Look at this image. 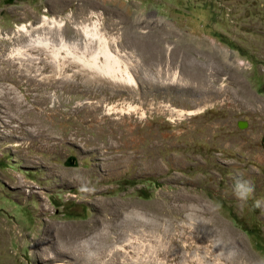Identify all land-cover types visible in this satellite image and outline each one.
Masks as SVG:
<instances>
[{"label": "rangeland", "instance_id": "rangeland-1", "mask_svg": "<svg viewBox=\"0 0 264 264\" xmlns=\"http://www.w3.org/2000/svg\"><path fill=\"white\" fill-rule=\"evenodd\" d=\"M60 260L264 264V0H0V264Z\"/></svg>", "mask_w": 264, "mask_h": 264}, {"label": "bare ground", "instance_id": "bare-ground-1", "mask_svg": "<svg viewBox=\"0 0 264 264\" xmlns=\"http://www.w3.org/2000/svg\"><path fill=\"white\" fill-rule=\"evenodd\" d=\"M21 30H23V31H27V27L26 26H21ZM85 32L86 33H88V35L90 34L91 35V37L93 36V37H98L99 38V36H98V33H97V31L95 30V28H93V29H91V30H88V29H85ZM101 38V37H100ZM103 38V37H102ZM102 41V40H101ZM108 46V45H107ZM111 52V51H110ZM109 51H106V49L104 48L103 49V51H102V54H103V57H104V61L103 62H100L99 60H98V54L99 53H94V54H92L91 55V58L90 59H86V57H83V56H81L80 58H79V61H81V66L82 67H80L81 68V70H83V68L84 67H86V68H88L89 69V71H90V73H92V77L93 78H97V80L98 81H100V80H103L104 78L102 77V76H108V81H110V82H108L109 84L110 83H112V82H114L115 80H117V79H120L122 76H120V77H117L116 75H115V72H121V73H123V71H125V69H123V68H121V66L119 67V62H117V60H116V58L113 56V54H112V52L110 53ZM82 55V54H81ZM111 61H112V63H111ZM82 72V71H81ZM128 73V72H127ZM125 81L127 80V81H130V82H132V80H133V78H132V76L131 75H126L125 76V79H124ZM113 84V83H112ZM111 85V84H110ZM132 86H134V84H132ZM102 225H100L99 226V229L101 230V231H103V233H104V228L103 227H101ZM63 228V227H62ZM51 231V230H50ZM108 231V230H107ZM105 238L104 239H106V236H104ZM114 239V238H113ZM123 242H124V244L125 245H128V247H131V245H132V243H133V241H132V238H130V236H128V235H126L124 238H123V240H122ZM57 242H58V240H57ZM78 242V241H77ZM145 242V244H148V242H146V241H144ZM50 244V243H49ZM136 244V243H135ZM61 245V244H60ZM140 245H142L141 243H140ZM46 246V245H45ZM56 246H57V244H56ZM65 246V245H64ZM63 246V247H64ZM116 246V247H115ZM146 246V245H145ZM144 246V247H145ZM70 247V246H69ZM71 247H73V246H71ZM103 247V246H102ZM111 247H115V248H117V250H121V248H119L120 247V245H116V244H114L113 246L111 245ZM140 247V246H139ZM47 248V247H46ZM64 248H66V246L64 247ZM63 248V249H64ZM125 248V247H124ZM124 248H122V250L123 251H120V252H124V254H125V251H124ZM134 248H135V246H134ZM137 245H136V250H137ZM60 249L61 251H63V252H65V251H67V252H69V253H71L70 251H68L67 249H69V248H67V249ZM73 249H75V248H73ZM78 249V248H77ZM83 249H84V247H83ZM47 250V249H46ZM59 250V251H60ZM81 250V249H80ZM127 250V249H126ZM136 250H134V252L136 251ZM145 249H143V251H144ZM58 251V250H57ZM75 251V250H74ZM74 251H73V253H74ZM67 252H66V254H67ZM76 252V251H75ZM81 252H83V251H80L79 252V255H80V253ZM87 252V251H86ZM113 252H115V251H113ZM141 252V251H140ZM68 253V254H69ZM85 253V252H84ZM138 253V252H137ZM51 254V253H50ZM55 254H57V252L55 253ZM59 254V253H58ZM57 254V255H58ZM65 254V255H66ZM88 254V253H87ZM86 254V255H87ZM113 254V253H112ZM126 254H128V253H126ZM69 255H72L73 257H74V255L75 254H69ZM79 255H75V261H81V259L83 260V258L84 257H81L80 258V256ZM85 255V256H86ZM121 255V254H120ZM137 255V254H136ZM52 256V255H51ZM88 256V255H87ZM123 256V255H122ZM130 256V255H129ZM124 257H126V256H124ZM137 257V256H136ZM139 257V256H138ZM131 258V257H130ZM133 258H135V257H132V259ZM140 258V257H139ZM6 259V258H5ZM87 259H88V257H87ZM51 260V259H50ZM128 260H129V258H128ZM137 260V259H136ZM85 261V260H84ZM87 261H89V260H87ZM124 261V260H123ZM125 261H127V259L125 260ZM140 261V260H139ZM139 261H137V262H135L136 264H138V262ZM131 262H134V261H131ZM9 263V262H8ZM87 263V262H86ZM116 263V262H115ZM120 263V262H119ZM118 263V264H119ZM122 263H124V262H122ZM129 263V262H128ZM53 264H68V263H65L63 260H60V261H56V262H54ZM121 264V263H120ZM139 264H140V262H139Z\"/></svg>", "mask_w": 264, "mask_h": 264}, {"label": "crops", "instance_id": "crops-1", "mask_svg": "<svg viewBox=\"0 0 264 264\" xmlns=\"http://www.w3.org/2000/svg\"><path fill=\"white\" fill-rule=\"evenodd\" d=\"M54 4H45L46 7L48 6H53ZM185 193L182 195L183 200L188 201V195L186 194V197H184ZM175 208H172L171 205H163V203H159L156 201V199H149L148 204L146 203V208L149 209L151 212L155 213V216H165L168 215L171 220H174V224L177 227V232H180V229L183 227V224L186 223V220H195L193 216L191 215H197L200 217L201 221H204L203 227L207 225L208 223L214 219L216 220L215 222L221 224L223 222L222 220H225L223 215H221L216 209L211 210L208 206L202 205V206H197L192 203L186 202V204L183 203H175ZM160 205V207H158ZM214 215V217H213ZM191 222V221H190ZM195 224V221H192L191 224ZM196 225V224H195ZM196 226H200L197 224ZM180 227V228H179ZM207 227L202 235H204L205 238L200 237L201 243H208V245H205V248H208L210 240H208V233H207ZM184 230V229H183ZM158 234H155V236ZM177 235V234H176ZM176 238V237H175ZM203 247V245H201Z\"/></svg>", "mask_w": 264, "mask_h": 264}, {"label": "clouds", "instance_id": "clouds-1", "mask_svg": "<svg viewBox=\"0 0 264 264\" xmlns=\"http://www.w3.org/2000/svg\"><path fill=\"white\" fill-rule=\"evenodd\" d=\"M243 189V190H242ZM252 186L251 184L247 181V179H241L237 178L235 180V187L234 191L236 192V195L243 198L245 197L249 192H251Z\"/></svg>", "mask_w": 264, "mask_h": 264}, {"label": "water", "instance_id": "water-1", "mask_svg": "<svg viewBox=\"0 0 264 264\" xmlns=\"http://www.w3.org/2000/svg\"><path fill=\"white\" fill-rule=\"evenodd\" d=\"M238 126L241 128V127H244L245 124L239 122V123H238ZM76 164H77V163H76V160H75V157H74V156L69 157V158L67 159V161L65 162V165H67V166H74V165H76Z\"/></svg>", "mask_w": 264, "mask_h": 264}]
</instances>
